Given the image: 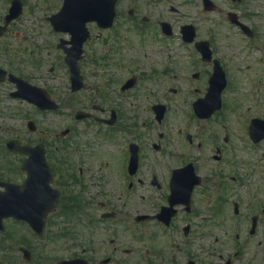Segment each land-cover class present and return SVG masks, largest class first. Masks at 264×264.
<instances>
[{"label": "flooded vegetation", "instance_id": "obj_1", "mask_svg": "<svg viewBox=\"0 0 264 264\" xmlns=\"http://www.w3.org/2000/svg\"><path fill=\"white\" fill-rule=\"evenodd\" d=\"M39 1L53 14L64 3ZM13 3L23 15L25 0L0 10ZM115 11L112 28L87 25L84 87L69 94L89 87L100 104L69 120L71 148L52 167L58 205L38 246L67 238L60 261L82 264H264V0H117ZM243 80L259 114L235 133L217 116ZM181 108L195 130L170 133L167 114ZM238 141L250 152L242 161Z\"/></svg>", "mask_w": 264, "mask_h": 264}, {"label": "rangeland", "instance_id": "obj_2", "mask_svg": "<svg viewBox=\"0 0 264 264\" xmlns=\"http://www.w3.org/2000/svg\"><path fill=\"white\" fill-rule=\"evenodd\" d=\"M47 1L52 5L53 0ZM2 3L3 0H0V4ZM25 5V13L13 26L11 25L9 32L1 39L0 67L36 84H46L50 88L53 98L60 103L61 110L57 114L41 115L27 103L10 98L9 94L13 90L11 85L7 83L0 85V180L12 182H21L24 175L19 169L20 157L5 151L4 143L7 140L15 139L31 145L42 142L50 155L51 162L54 163L56 158L65 157V154L63 156L61 153L64 149V142L56 140L55 136L69 127L71 111L81 110L92 103L100 104L95 90L93 93L91 92L95 97L92 98V101H95L92 103L87 101L90 94L89 87L84 96L69 94L66 69L61 60V54L55 49L58 36L52 33L44 20L51 12L42 10L47 4H42V1L39 0H25ZM4 15V11L0 10V23ZM34 61L35 64H33ZM247 62L251 64L252 60ZM95 83L96 88L100 86L98 82L95 81ZM88 86H94V83L88 80ZM237 93L230 95L231 100L235 103L231 100L227 102V108L217 117L220 118L219 121L229 123V128L233 132L241 133L246 118L259 113L256 112V108L249 106L250 101L247 100L249 90L244 85V80ZM106 107L108 108V106ZM130 109L137 110L136 107ZM167 118L165 127L171 123L169 128H172V131L170 133L176 134L183 126L185 128L189 126L188 131L190 132L195 130L196 124H193V120L188 116L187 109H170ZM28 121H32L38 129L35 133L28 131L26 126ZM80 128L82 125L78 127V129ZM216 130L218 133H222L220 128ZM166 131L168 132V130ZM238 144L242 145L241 148L246 149L238 152V159L242 161L250 152L246 147H243L242 141H238ZM108 150H112V148ZM76 191L71 189L73 193ZM5 227L4 234H0V261L3 264H41L40 256L43 258V262L46 261L44 264H56L58 259L68 255L70 240L67 238L59 236L50 241L43 239L40 242L43 246L42 249L29 229L23 225L9 221L6 222ZM55 228L56 226L53 227V229ZM21 246L31 252L32 259L29 263L23 261L21 253L18 252V248Z\"/></svg>", "mask_w": 264, "mask_h": 264}, {"label": "water", "instance_id": "obj_3", "mask_svg": "<svg viewBox=\"0 0 264 264\" xmlns=\"http://www.w3.org/2000/svg\"><path fill=\"white\" fill-rule=\"evenodd\" d=\"M115 0H66L61 13L51 18L55 29L74 34L75 48H79L87 37L84 24L96 21L100 27L106 28L112 25L114 16ZM19 15V7L11 10L6 17V24L0 27V37L6 31V25ZM70 61V56L66 57ZM78 76V74H75ZM5 72L0 70V81L3 80ZM18 86V92L14 95L27 99L39 106L45 105L42 91L28 86L19 79L10 76ZM44 107V106H43ZM217 109V108H214ZM214 111V110H212ZM259 123H253L252 127H257ZM29 129L34 130L31 122ZM6 147L11 152H19L27 155V159L22 164V170L26 171L27 178L22 185L0 182V231H3V219L13 218L27 222L34 231L41 232L46 213L55 205L54 198L49 183L51 175L49 167L45 161L44 148L42 145L30 147L22 146L18 141H9ZM25 258L29 255L25 252Z\"/></svg>", "mask_w": 264, "mask_h": 264}]
</instances>
